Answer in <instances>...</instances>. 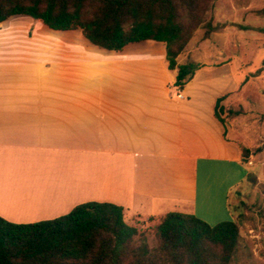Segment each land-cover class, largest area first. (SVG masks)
<instances>
[{
	"label": "crops",
	"instance_id": "crops-1",
	"mask_svg": "<svg viewBox=\"0 0 264 264\" xmlns=\"http://www.w3.org/2000/svg\"><path fill=\"white\" fill-rule=\"evenodd\" d=\"M33 21L47 39L69 34L72 44L88 46L86 57L18 48L19 28L35 42L27 31ZM162 46L104 49L80 30H52L26 15L0 25V217L33 223L99 201L121 205L139 223L141 215L171 211L206 221L197 201L208 196H199L198 176L201 170L209 180L216 168H224L223 182L229 177L220 191L227 203L236 186L232 170L243 178L244 169L240 145L224 137L214 115L225 91L198 95L210 85L199 69L183 89L174 77L169 92L158 79L176 70L167 67ZM89 52L109 59L93 61Z\"/></svg>",
	"mask_w": 264,
	"mask_h": 264
},
{
	"label": "trees",
	"instance_id": "trees-1",
	"mask_svg": "<svg viewBox=\"0 0 264 264\" xmlns=\"http://www.w3.org/2000/svg\"><path fill=\"white\" fill-rule=\"evenodd\" d=\"M215 0H0V25L12 16L27 15L52 30H80L93 45L120 50L132 43L161 42L167 67L176 70L174 86L183 89L204 65L178 63L198 29L209 38L220 24L207 12ZM228 93L217 97L214 115L221 114ZM226 129L224 128V137ZM245 164L251 152L240 145ZM234 205V210L244 207ZM227 207L233 204L227 198ZM148 229L130 225L123 207L112 202L86 201L68 213L34 223H13L0 217V264H229L236 249V220L214 225L195 214L171 211L149 216Z\"/></svg>",
	"mask_w": 264,
	"mask_h": 264
},
{
	"label": "rangeland",
	"instance_id": "rangeland-1",
	"mask_svg": "<svg viewBox=\"0 0 264 264\" xmlns=\"http://www.w3.org/2000/svg\"><path fill=\"white\" fill-rule=\"evenodd\" d=\"M207 16L213 24L220 26L206 39L203 38V29H198L177 62L192 61L204 65L200 80L210 85L204 91L200 89L198 95L207 96L220 91L228 93L223 101L225 110L221 114L226 137L249 147L251 152L257 148L260 151L252 154L245 164L241 163L243 178L239 172L232 170V183L236 186L229 193V202L233 204L230 209L225 201L226 194L220 193L221 189L227 191L229 186V177L227 181H222L224 168H216L209 180L199 171V196H208L204 204L199 203L201 199L198 198L199 213L202 214L201 209H205L206 213L203 215L211 225L231 219L239 224L236 249L229 264H264V0H215ZM12 23L16 24V21ZM39 26L33 21L27 28V31H32V35H35L34 43L27 42L25 36L21 35L26 32L24 27L17 30L21 32L18 34L20 38L14 44L18 48L41 49L43 55H61L62 52L70 51L78 59L86 57L88 46L72 44L68 40L72 37L69 34L47 39ZM143 43L144 45L132 43L125 48L157 49L163 45L161 42L153 45ZM87 58L93 61L109 59L104 54L90 52ZM146 58L149 56L134 57ZM174 77V72L167 71L158 81H166L169 92L174 93ZM212 178L214 180L210 181ZM241 202L245 204L244 207L234 210V205H240ZM223 209L226 210V216L216 218L218 210L223 212ZM134 217L124 215L125 221L130 225L137 224ZM146 217L141 215L143 222H140L139 228L149 230L146 241L153 246L155 238L152 228L157 221L150 222Z\"/></svg>",
	"mask_w": 264,
	"mask_h": 264
}]
</instances>
